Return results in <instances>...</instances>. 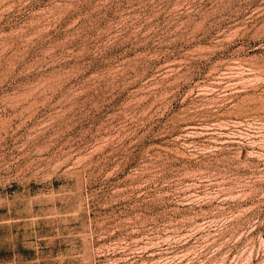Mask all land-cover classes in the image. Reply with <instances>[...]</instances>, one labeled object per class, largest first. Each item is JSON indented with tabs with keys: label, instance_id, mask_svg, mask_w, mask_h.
I'll use <instances>...</instances> for the list:
<instances>
[{
	"label": "rangeland",
	"instance_id": "rangeland-1",
	"mask_svg": "<svg viewBox=\"0 0 264 264\" xmlns=\"http://www.w3.org/2000/svg\"><path fill=\"white\" fill-rule=\"evenodd\" d=\"M0 264H264V0H0Z\"/></svg>",
	"mask_w": 264,
	"mask_h": 264
}]
</instances>
